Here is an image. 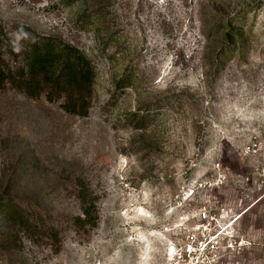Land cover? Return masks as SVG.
Segmentation results:
<instances>
[{"label": "rangeland", "instance_id": "1", "mask_svg": "<svg viewBox=\"0 0 264 264\" xmlns=\"http://www.w3.org/2000/svg\"><path fill=\"white\" fill-rule=\"evenodd\" d=\"M0 264H264V0H0Z\"/></svg>", "mask_w": 264, "mask_h": 264}, {"label": "trees", "instance_id": "2", "mask_svg": "<svg viewBox=\"0 0 264 264\" xmlns=\"http://www.w3.org/2000/svg\"><path fill=\"white\" fill-rule=\"evenodd\" d=\"M56 42L57 44L53 43V40L47 39L44 43L38 45L32 63L27 66L32 72L30 77L36 76L38 71L44 72V70L52 66L59 55H63L66 63L65 71H67V76L61 82L68 88L74 87L78 93L88 91L93 80V70L89 61L77 49L63 42ZM82 110L83 108L80 110L74 109L72 112L80 114ZM81 211L84 218L83 222L94 226L95 221L92 218L93 206L83 203L81 204Z\"/></svg>", "mask_w": 264, "mask_h": 264}]
</instances>
